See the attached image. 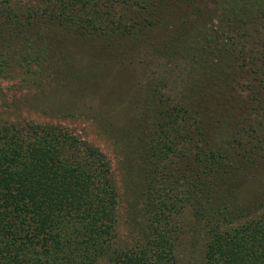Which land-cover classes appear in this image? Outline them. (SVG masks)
<instances>
[{
  "label": "trees",
  "instance_id": "16d2710c",
  "mask_svg": "<svg viewBox=\"0 0 264 264\" xmlns=\"http://www.w3.org/2000/svg\"><path fill=\"white\" fill-rule=\"evenodd\" d=\"M0 264H264V0H0Z\"/></svg>",
  "mask_w": 264,
  "mask_h": 264
},
{
  "label": "rangeland",
  "instance_id": "374dc122",
  "mask_svg": "<svg viewBox=\"0 0 264 264\" xmlns=\"http://www.w3.org/2000/svg\"><path fill=\"white\" fill-rule=\"evenodd\" d=\"M141 59L144 58V55L140 56ZM157 69V68H156ZM130 73V72H129ZM122 74H127L125 71ZM122 76V75H121ZM2 85H10V79L1 80ZM23 116L35 119L36 121H45V122H53L62 125L64 128L68 129L70 132L78 135L81 138L88 139L94 144L98 145L101 149H103L109 157L112 159L114 164V173L116 176H119L118 167L115 164V161L118 158V153L115 151L116 149L111 145L108 136L103 132V130L94 122V120L87 116L88 119L85 118H75L66 115H61L57 117H42L35 112H27L23 114ZM86 117V118H87ZM118 180V179H117ZM118 187L120 190L121 201L119 205V223H118V242L121 245H130L135 237V232L126 228L125 223V214L127 209V201H126V192L125 189L121 188V184L118 180ZM204 248V233L202 230L193 229L191 225H187V229L185 231V237L182 242V249L179 250L180 254L183 257H186V253H190L193 260H198L200 258L201 252ZM195 262V261H193Z\"/></svg>",
  "mask_w": 264,
  "mask_h": 264
}]
</instances>
